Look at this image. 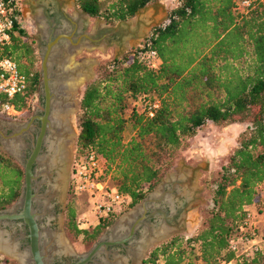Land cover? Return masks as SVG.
<instances>
[{"label":"trees","instance_id":"16d2710c","mask_svg":"<svg viewBox=\"0 0 264 264\" xmlns=\"http://www.w3.org/2000/svg\"><path fill=\"white\" fill-rule=\"evenodd\" d=\"M89 18L112 26L132 19L152 0H73ZM171 0L166 21L153 27L142 43L112 58L83 85L76 114V158L93 151L102 161L98 181L128 198L142 200L173 166L187 142L207 124H242L225 164L207 187L208 206L190 236L174 235L154 247L142 264H264V243L250 259L235 258L227 242L237 233L246 209L264 195V0ZM18 31V29H16ZM16 34L5 48L26 78L23 96L0 97V109L27 106L37 85L30 73L31 51ZM155 52L159 64L149 67L138 57ZM26 57L28 64H20ZM142 110L136 111V101ZM158 107L147 116L146 107ZM131 108L125 116L128 104ZM21 168L0 153V211L18 198ZM114 215L90 229L75 220L66 205L64 229L84 245L95 243ZM0 264H12L0 260Z\"/></svg>","mask_w":264,"mask_h":264},{"label":"water","instance_id":"95a60500","mask_svg":"<svg viewBox=\"0 0 264 264\" xmlns=\"http://www.w3.org/2000/svg\"><path fill=\"white\" fill-rule=\"evenodd\" d=\"M72 12L76 17L75 20L70 18L68 14L60 12L57 8L54 12L53 19L49 22L50 25L40 22V33L38 39H42L45 36V45L42 47V54L40 60V86L42 87V96L44 98L43 102V115L40 117H34L41 122V127L39 129V134L36 139V143L31 151L30 156L25 160L23 164V195H22V209L18 214L7 215L4 211H0V222L10 219H21L22 222L27 226L29 244L27 246L28 251H24L23 254H18L16 243L10 238L9 234L0 228V239L9 242L13 247L14 251L8 252L5 249L0 248V255L6 258L16 260L18 264H49V260L53 255H71L79 258L76 264H86L91 258L96 255L100 250L105 249L108 245L115 244L113 240L114 237H106L103 235L100 237L96 243L92 244L88 251L83 254H74L68 250L66 243L64 242L63 235V215L62 213L54 214L52 212V206L50 202L53 201L57 206V209L64 210V191L66 184V171L68 163V153L69 144L74 138L75 131L72 128V118H71V107L76 108V102L72 99L74 94V89L77 84L81 81L80 76L83 75V65L79 64H68V58L75 50L88 51L90 47H96L103 44L106 47H114L118 51L120 50L122 55L126 50L133 49L139 45V42L147 37L148 33L153 27L159 26V24L153 25H140V20H138L137 13L143 9H139L135 12L134 17L136 19H129L126 21H120L116 24L109 26L106 25L104 21L94 18L93 26L88 30V16L77 9L74 1L71 0ZM136 20V21H135ZM140 22V23H139ZM143 24V23H142ZM81 29H78L77 26ZM77 30L75 31V29ZM60 61L62 64L56 65L55 61ZM63 64H66L62 67ZM85 83L88 79H85ZM83 84V83H81ZM66 87V97L59 96L57 92V86ZM60 87V88H61ZM56 91V93H55ZM55 105L57 106L59 112L66 109L68 116V131L61 133L62 145L65 148V160L61 167L62 178L58 180L57 187L55 191L51 194V186L55 182L56 172H60V167L54 164V167L49 170L47 174L39 173L32 175L30 167L33 162H36L39 158L38 153L42 142L45 139V132L47 131L48 138L55 131L51 126V114ZM67 115V114H66ZM31 118L23 127L16 129L9 136H4L2 129L10 127L9 123L0 122V139L8 140L11 139L14 142L20 136V134L29 127ZM77 134L75 135V137ZM54 142V141H52ZM47 148V147H46ZM51 155L50 151L47 149V154L45 157ZM14 157L16 155H13ZM17 158V156H16ZM19 159V158H18ZM41 177L46 180L47 188L46 190L36 196L31 194V181ZM187 181V177L182 179L181 176H172V174H166L165 180L161 179L156 185V189L148 193L142 200L136 203L131 210L126 212L124 215L120 216L109 228L108 231H114L115 229L125 225L124 232L119 236L118 241L122 242L131 241L129 247L126 250L125 256L117 255L113 253L111 260L105 262L104 264H141L146 252L160 243L168 240L172 235L179 234L182 231V226L184 223V216L186 214L187 204L191 200V193L186 187L187 191L182 193L177 192V196L182 195L183 200L178 202V209L174 210L172 204H169V212L163 211H152L149 215H145V211L148 206L160 202L163 198L164 187L171 184L172 186H181ZM188 185V183H187ZM50 193V195H49ZM171 194L170 191H168ZM38 197L43 201V209L41 213H36L31 210V200ZM171 197V195H170ZM7 211V210H6ZM45 216L47 229L44 230L43 234L46 237L55 236L59 238L63 245L65 246L66 252H60L55 249V245H52L47 251L44 250L43 241H41V232L38 230L35 219ZM155 217L154 221L146 222L145 219L149 217ZM56 220L57 227L55 229L49 228V222ZM141 228L140 233L137 237H133L134 232ZM44 239H46L44 237ZM42 246V247H41ZM41 250L39 251V248ZM23 257L24 261L21 260Z\"/></svg>","mask_w":264,"mask_h":264},{"label":"rangeland","instance_id":"374dc122","mask_svg":"<svg viewBox=\"0 0 264 264\" xmlns=\"http://www.w3.org/2000/svg\"><path fill=\"white\" fill-rule=\"evenodd\" d=\"M18 8L24 7L25 13L23 12V16L25 18L24 23H22L21 33L19 35L24 36L22 38V42L28 44L30 48L31 54V67L30 73L37 75V85L34 90L32 96H29L27 99V106L20 111L13 112H5L3 109H0V122L4 123H22L25 117L30 113V110L33 108L35 109V99L36 95L39 90L40 84V58L38 57L34 44L32 42V36L36 38V34H34V21L31 19L30 10L33 8L40 10L43 6H46V3L49 0H16ZM52 1V0H51ZM58 5V9L64 12L65 14H70L72 12V5L71 0H53ZM100 8L103 9L108 0H98ZM40 6V7H39ZM29 7V8H28ZM173 2L171 0H152L151 3L144 6L137 15L138 20H140V25H153V24H163L166 19L168 12L172 9ZM27 8V9H26ZM136 19V17H133ZM102 20V19H100ZM103 21V20H102ZM136 21V20H135ZM88 27L93 26L94 18H90L88 20ZM143 23V24H142ZM107 25V24H106ZM40 26V25H39ZM23 32V33H22ZM149 34V33H148ZM16 35V34H15ZM148 36V35H147ZM145 39V38H144ZM142 43V40L139 42V45ZM138 45V46H139ZM137 47V46H136ZM129 50V49H128ZM126 50L125 52H127ZM77 52V53H76ZM125 52L122 54L124 55ZM120 50L118 51L114 47H106L103 44H100L96 47L88 48V51H80L75 50L72 54H70L68 58V64H76V65H83V75L80 76L81 81L77 84L76 88L74 89V94L72 99L76 102V108L73 106L71 107L72 113V128L75 131V135L77 134V123H76V114L78 111V100L83 88V85L86 84L84 81V76L86 75L85 79H88V82L94 79L96 76V70L100 65H104L106 62L110 61L112 58H117L122 55ZM75 54V55H74ZM73 56V57H72ZM73 62H71V61ZM20 64L26 65V57H22L20 59ZM83 83V84H81ZM66 88V87H65ZM131 103L128 104V108L125 111V116L128 114L129 109L131 108ZM134 108L136 111L140 112L142 110V103L138 100L136 101ZM62 119V118H61ZM61 119L57 120V122H61ZM244 129V125L242 124H232L226 127H214L210 124L204 126L194 138L187 142V145L181 149V151L177 152V159L174 161L173 166L166 172V174H172V176H181L182 179L187 177V183L178 187V192L182 193L190 190L191 197L190 201L187 204L186 211L189 214H185L184 218L187 216V223L186 225L182 226V232L179 234L174 235H181V236H190L194 234L198 225L200 223L201 214L203 213V208L208 206V185L217 177V173L225 164L227 156L231 152L232 148L235 146L237 135ZM72 138V142L68 145L69 146V153H68V163H67V171H66V184H65V191H64V210L58 209L57 213H62L63 215V235L62 238L66 243L68 250H70L74 254H83L85 253L91 245H84L79 242V239H73L64 229V214L66 205L73 207L75 211V220H79L83 227H87L88 229L94 227L96 225L95 221H93L90 213H89V201L88 196L86 194H77L73 191L70 182V173L73 168V161L76 159L75 153V137ZM2 142V140H0ZM0 153L4 154V149L0 146ZM165 174V175H166ZM165 175L161 178L165 180ZM186 186V187H185ZM157 186L154 188L156 189ZM151 190V192L154 190ZM150 193V192H149ZM168 195H170L167 191L164 192L162 195L163 198L167 199ZM179 197H182L180 195ZM162 198V199H163ZM172 198L169 197V199ZM176 197H174L175 199ZM134 206V205H133ZM133 206L128 207V205H118L115 206L112 210V221L105 230L100 233L98 239L103 235L108 237H119L123 234L124 229L127 226L123 225L114 231H108L110 226L118 219L120 216L124 215L126 212L131 210ZM87 218L88 222H82L81 218ZM185 221V219H184ZM52 227L55 229L57 227L56 220L52 221ZM185 223V222H184ZM141 230V228H139ZM139 230V233H140ZM139 235V234H138ZM137 235V236H138ZM172 235V236H174ZM136 236V237H137ZM171 236V237H172ZM170 237V238H171ZM97 239V240H98ZM96 243V242H95ZM94 244V243H93ZM158 246V245H156ZM154 246V247H156ZM150 248L143 257L142 263L148 257L150 251L154 248ZM0 260H8L12 264H18L16 260H12L6 258L5 256L0 255ZM141 263V264H142Z\"/></svg>","mask_w":264,"mask_h":264},{"label":"built area","instance_id":"2783aa9c","mask_svg":"<svg viewBox=\"0 0 264 264\" xmlns=\"http://www.w3.org/2000/svg\"><path fill=\"white\" fill-rule=\"evenodd\" d=\"M249 6L248 0H240L237 8L242 11ZM18 5L16 0H0V97L12 99L25 94L27 82L21 75L16 64L4 55L5 48L17 32ZM136 48V47H135ZM134 49V48H133ZM149 67H157L159 60L154 51L138 53ZM157 101L146 107L147 116L157 109ZM5 112H15L11 105H4ZM102 172V161L93 151L74 159L70 173L73 191L86 194L89 201V213L95 223L102 217L112 214L118 205H128V198L114 190L108 189L105 183L98 181ZM253 208V210H251ZM87 223L88 219L81 218ZM264 243V195L258 196L245 211L244 220L237 233L229 238L227 246L235 258L250 259ZM162 264V263H158ZM221 264H235L234 260Z\"/></svg>","mask_w":264,"mask_h":264},{"label":"flooded vegetation","instance_id":"af4514ba","mask_svg":"<svg viewBox=\"0 0 264 264\" xmlns=\"http://www.w3.org/2000/svg\"><path fill=\"white\" fill-rule=\"evenodd\" d=\"M40 7V6H39ZM29 8V7H28ZM58 8L57 3H55L53 0H49L46 3V6H43V8H40V10L37 9H31L30 10V16L31 19L34 21V34H36V38L34 36H32V42L34 44L36 53L38 55V57L41 60V54H42V47L45 45V36L42 39H38L39 33H40V22L42 21L43 23L45 22V24L50 25V21L53 19V15L54 12H56V9ZM24 7H19L18 8V18L16 21V25H17V29L18 31L16 32V34H20L21 33V29H22V23H24L25 18L23 16V12L25 13V10H23ZM27 9V8H26ZM61 12V10H60ZM23 33V32H22ZM39 76L41 78L40 72H39ZM43 102H44V98L42 96V87L39 84V90L38 93L36 95V99H35V109L33 108L32 110H30V113L25 117L24 121L22 123H9L10 127L7 128H3L2 132L4 134V136H9L13 133V131L16 129H20L21 127H23L31 118L32 121L30 122L29 127L26 129V131L22 132L20 134V136L17 138V140L14 142L11 139L8 140H2V142H0V146L4 149V154L11 158L22 170V176H23V164L25 162V160L30 156L31 151L36 143V139L37 136L39 134V129L41 127V122L37 119H35L34 117H40L43 115ZM15 127V128H13ZM48 132H45V139L42 142V145L40 146L39 149V153H38V160L36 162H33L31 167H30V171L32 175H36L39 174L41 172H43V167L40 165L39 161L40 159H42L43 157L46 156L47 154V145L48 142L47 137H48ZM1 140V139H0ZM13 155H16L14 157ZM19 158V159H18ZM31 194L32 195H40L42 194L46 188H47V184H46V180L42 179L41 177H38L34 180L31 181ZM178 187L179 186H172L171 184L166 185L164 187V192L165 191H170L171 192V196L172 198L169 199L170 195H168L167 199L163 198L160 202L156 203V204H152L150 206H148V208L145 211V215H149L152 211H163L168 213L169 212V204H172V207L174 210L178 209V202L182 201L183 198L177 196V192H178ZM22 195H23V179L21 182V186H20V192L18 195V198L16 199V201L8 208L2 210L4 211L5 214L7 215H12V214H18L21 209H22ZM174 197H176L174 199ZM31 204V210L33 212L36 213H41L42 209H43V201L41 199H39L38 197L34 198L31 200L30 202ZM50 205L52 206V212L54 214L57 213V206L54 204L53 201L50 202ZM7 210V211H6ZM189 214V212H187ZM186 213V214H187ZM155 217H149L147 219H145L146 222H152L154 221ZM187 219L188 217H185V225L187 223ZM35 223L36 226L38 228V230L41 232V241L44 240V230L47 229V225H46V219L45 216L39 217L37 219H35ZM52 221L49 222V228L53 229L54 227H52ZM0 228L5 230L10 238L16 243L17 245V253L23 254L24 251H28L27 250V246L29 244V239L27 238L28 236V229L27 226L22 222L21 219H10V220H4L0 222ZM139 230L134 232L133 237L135 238L138 234H139ZM108 233H106V237L104 238V240H107ZM118 236L113 238V240L115 241V244L113 245H108L105 247V249L100 250L96 255H94L90 261H88L86 264H104L106 261H112L111 256L113 253H117V255H121V256H125L126 254V250L129 247V244L131 241L128 242H122L121 244L118 241ZM97 242V241H96ZM42 247V246H41ZM41 247L39 248V251L41 250ZM89 250V249H88ZM87 250V251H88ZM79 261L78 257L75 256H71V255H53L51 257V259L49 260V264H76ZM130 263V261L128 260V264Z\"/></svg>","mask_w":264,"mask_h":264},{"label":"bare ground","instance_id":"6f19581e","mask_svg":"<svg viewBox=\"0 0 264 264\" xmlns=\"http://www.w3.org/2000/svg\"><path fill=\"white\" fill-rule=\"evenodd\" d=\"M77 53V52H76ZM75 55V54H74ZM73 57V56H72ZM71 61V60H70ZM73 62V61H71ZM56 65L62 64L61 60L55 61ZM66 64H63L65 66ZM61 85L57 86V92L59 96H64V98L67 96L66 95V89L65 86L61 87ZM56 93V91H55ZM57 106L55 105L54 109L52 110L51 114V126L55 129V131L50 135V138H48L46 141L48 142L47 149L50 151L51 155L49 157H43L40 159L39 163L43 167V172L47 174L51 168L54 167V164H57L58 167H60V172H56V177H55V182L51 186V194L55 191L57 187L58 180L62 178L61 176V167L62 163H64L65 157H66V150L64 146L62 145V136L61 133L64 134V132L68 131V120H67V110L64 109L61 112H59ZM67 114V115H66ZM62 118V119H61ZM61 119V122H57V120ZM54 141V142H52ZM50 195V193H49ZM46 239L43 240L44 244V250L47 251L52 245H55V249L60 252H66L65 246L63 245L62 241L55 237V236H49L46 237ZM0 248L5 249L8 252L14 251V247L6 241H3L0 239ZM21 260L24 261L23 257H21Z\"/></svg>","mask_w":264,"mask_h":264},{"label":"crops","instance_id":"0c3cea01","mask_svg":"<svg viewBox=\"0 0 264 264\" xmlns=\"http://www.w3.org/2000/svg\"><path fill=\"white\" fill-rule=\"evenodd\" d=\"M77 9H78V8H77ZM69 16H70L71 20H72V19L75 20V18H76V17L73 15V12H71V13L69 14ZM88 19L90 20V18H88ZM75 26H77V25H75ZM77 28H78V29H81V27L79 28V26H77ZM77 28L75 29V31L77 30ZM251 210H253V208H252Z\"/></svg>","mask_w":264,"mask_h":264}]
</instances>
